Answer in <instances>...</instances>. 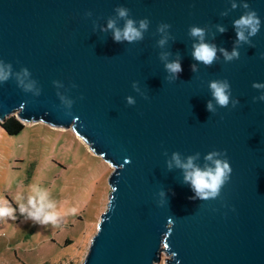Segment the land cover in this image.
I'll return each mask as SVG.
<instances>
[{"label":"water","instance_id":"95a60500","mask_svg":"<svg viewBox=\"0 0 264 264\" xmlns=\"http://www.w3.org/2000/svg\"><path fill=\"white\" fill-rule=\"evenodd\" d=\"M244 3L261 28L238 44L233 22ZM109 19L121 29L125 19L149 24L143 39L116 42ZM193 25L217 48L210 66L192 56ZM234 48L239 59L226 61L220 49ZM262 53L264 0H0V69L11 65L0 122L15 115L70 129L112 166L79 264H155L162 253L164 264H264V88L253 87L264 85ZM176 60L183 70L170 79L165 64ZM225 79L231 94L221 107L209 82ZM213 151L229 161L230 178L217 197L192 199L183 170L168 162L173 152L185 163L198 153L204 170Z\"/></svg>","mask_w":264,"mask_h":264},{"label":"rangeland","instance_id":"374dc122","mask_svg":"<svg viewBox=\"0 0 264 264\" xmlns=\"http://www.w3.org/2000/svg\"><path fill=\"white\" fill-rule=\"evenodd\" d=\"M111 171L70 129L26 123L9 135L0 126V198L17 209L14 219L0 218V264H79L105 209ZM33 184L57 202V225L20 215L15 197L23 194L26 203Z\"/></svg>","mask_w":264,"mask_h":264},{"label":"clouds","instance_id":"9594fccd","mask_svg":"<svg viewBox=\"0 0 264 264\" xmlns=\"http://www.w3.org/2000/svg\"><path fill=\"white\" fill-rule=\"evenodd\" d=\"M235 7V4H233ZM245 9H248L244 14L240 16L239 19L233 22V26L236 30L237 43H250L249 37L256 36L260 32L261 20L257 12L249 8L247 3L243 4ZM116 12L120 18H127L129 10L123 7L116 9ZM226 14V13H224ZM149 21L147 19H142L139 21V27L137 28L136 21L132 19H125L124 27L121 29L116 26V22L112 19H109L107 23V29L113 31V39L116 42L127 41L132 43L143 39V31H146L148 28ZM170 27V25L164 24L158 27V31H163L165 28ZM220 32H224L223 27L217 26ZM105 29V30H107ZM205 30L197 26H190L189 35L197 38L199 43L193 45L192 56L195 60L202 62L205 66H210L216 59L217 48L215 45H210L204 41ZM166 41L161 39L159 41L160 45H163ZM226 61H231L233 59H239V52L236 48L233 49L231 53H228L224 49H220ZM163 58V57H162ZM261 59H264V53L261 54ZM2 63V62H0ZM8 71L4 72L0 69V84L6 83L11 77V65L8 66ZM166 70L172 74L171 78H174L178 73L183 69L179 60L168 62L165 64ZM193 71L196 70L195 65L192 66ZM22 72L27 76L28 70L22 69ZM17 86L22 87L25 92L32 90V83L24 84L23 79L20 78V74H16ZM253 87L264 88V85L253 84ZM209 88L212 91V96L216 102L221 107H227L229 104V96L231 94L230 85L228 81H210ZM38 94V93H37ZM264 99V95L260 97ZM129 104H133L134 101L131 97L127 98ZM233 102V106H235ZM207 109L213 111L211 101L207 104ZM196 156L187 157V162H182L180 155L177 152H173L172 160L168 162V168L173 167V162L175 166L183 170V178L185 183L191 185L192 190L195 193V196L192 199H202L207 200L209 198H215L219 195L220 188L222 185L230 178L232 169L230 167L229 161L227 158L214 159V157L220 156L221 153L217 151L210 152L206 155V161H211L214 167L205 166L204 170H201L200 167L196 166L193 161L198 157ZM226 155V154H225ZM18 202V210L20 215L24 216L26 219L38 223L40 225L52 224L53 226L57 225L62 212L57 207V202L50 199V193L47 189L41 187L38 184H33L30 186V194L27 197V202H24V195L18 194L15 197ZM16 208H13L9 201L3 198H0V218H15ZM74 212L75 209L68 210Z\"/></svg>","mask_w":264,"mask_h":264},{"label":"trees","instance_id":"16d2710c","mask_svg":"<svg viewBox=\"0 0 264 264\" xmlns=\"http://www.w3.org/2000/svg\"><path fill=\"white\" fill-rule=\"evenodd\" d=\"M0 126L7 134L15 135L23 129L24 124L14 115H10L0 122Z\"/></svg>","mask_w":264,"mask_h":264}]
</instances>
